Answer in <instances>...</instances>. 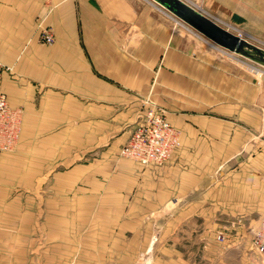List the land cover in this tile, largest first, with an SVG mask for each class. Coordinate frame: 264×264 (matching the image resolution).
<instances>
[{"label": "crops", "instance_id": "0c3cea01", "mask_svg": "<svg viewBox=\"0 0 264 264\" xmlns=\"http://www.w3.org/2000/svg\"><path fill=\"white\" fill-rule=\"evenodd\" d=\"M182 2L264 41V0ZM43 19L52 45L39 39ZM180 22L157 0H0V61L13 68L2 87L25 111L17 149L0 154V264H263L252 246L264 214L254 86L245 94L226 78L219 95L198 89L197 66H176L172 85L187 76L189 88L167 107L181 146L163 165L120 155L145 103L163 101L167 74L154 89L155 66L115 56L173 53ZM85 231L107 251L72 253Z\"/></svg>", "mask_w": 264, "mask_h": 264}, {"label": "rangeland", "instance_id": "374dc122", "mask_svg": "<svg viewBox=\"0 0 264 264\" xmlns=\"http://www.w3.org/2000/svg\"><path fill=\"white\" fill-rule=\"evenodd\" d=\"M191 8H193L196 12L202 15H205L206 17H210L206 14L204 8L192 7V6ZM210 19L215 22V19L213 18H210ZM216 23L220 25L221 27L230 30L229 32L235 35H241L242 38H244L250 44L260 48L264 52V41H261V40H258V39H255L249 36H245L244 34H241L239 31L231 29L229 25L225 24V22L223 21L221 22V21L216 20ZM41 24L45 26H50L53 29L54 40L52 43H44L41 40V33H40ZM38 26H39V39L41 43L46 44V45L54 44V42L56 41L54 28L51 25L45 23L44 19L38 24ZM177 27H179L180 29L179 30L180 44L177 48L176 46L174 49L170 48V51H174L173 53H168L163 56H157V57L152 56V55L136 56V55H131V54L115 56L118 61V66H121V63L125 64L126 62H127V65L133 64V66H138V64H140L141 66H155L152 72L153 80H154L153 84H155L154 89H156L157 81L159 82V79H161L160 77L162 73L165 72L167 74L166 77H163L162 81L160 82L161 84H163V87H164L163 92H162V97H161V99L164 102L163 101L156 102V103L151 102V101L146 102L145 103L146 109L144 113L140 116L139 120L137 121L135 129L137 127L138 122L145 115V113L147 112L150 106H156L164 110L166 112V116L169 122L172 124V122L169 119V114L171 110L167 108L168 106H170V108L173 107V99H172L173 96L172 95L174 94L187 95L188 92H186V90L189 89L187 76L183 78L184 80L182 82L185 83V85H181V88L172 85L173 78L175 77L174 75L177 73L175 68L176 66H197L198 77L197 79L196 77L193 78V82L197 84L198 89L213 90L214 92L216 90L218 91L217 93L219 95L224 96L226 92L222 91L219 86H221L222 81L227 80L226 78H228L229 80H233V79L238 80L239 83H237V87L235 86L232 88H235V89L238 88L239 92L244 91L245 94H248L249 93L248 86H251V87L254 86L256 92L259 90V96H260L259 107H260V112H261L260 126H261V133L262 135H264V63L256 59H253L249 56L239 54L236 52H232L226 48H223L215 44L214 42H212L211 40H209L208 38L200 34L198 31H196L194 28H192L191 26H189L187 23L183 22L182 20L180 24H177ZM155 58H157V61ZM140 59L144 61L140 62ZM0 63L3 64L4 66H8L2 63L1 61ZM145 63L148 65H145ZM9 67L13 70L11 66ZM5 73H8V72H5ZM210 73H212L213 76L208 77L210 79L207 83L203 82L201 80V78H204L203 75H209ZM211 80H212V83H211ZM2 81H3V75H2V80H1V88L3 90ZM231 84L232 83L230 82V85ZM206 85H207V88H206ZM233 85H236V84H232L231 86ZM223 87H229V83L227 81H224ZM20 109L23 111V118H22V124H23L25 111L22 107H20ZM21 133H22V126H21ZM21 133H20V139H21ZM263 138L264 136H262V139ZM181 143H182V139H181ZM17 147L11 152H4V153H12L17 149ZM0 154H3V153H0ZM120 155H121V152H120ZM123 158L131 160L126 157H123ZM37 235L39 239H42L43 241L47 243L49 242L51 238V234H49L47 231L43 229L41 231H38ZM93 238L94 237L92 236V231H85L84 240H82L84 241L83 246L82 245H80L79 247L72 246L73 248L72 253H80V251H83V250H84V253L86 254L97 253L98 251L100 253L101 252L103 253L107 251V249L103 247L102 248L93 247V244L95 243ZM55 241L61 244L62 248L67 247L66 244H69L70 246L76 243V239L72 240L66 237H62V238L59 237V239H55Z\"/></svg>", "mask_w": 264, "mask_h": 264}, {"label": "built area", "instance_id": "2783aa9c", "mask_svg": "<svg viewBox=\"0 0 264 264\" xmlns=\"http://www.w3.org/2000/svg\"><path fill=\"white\" fill-rule=\"evenodd\" d=\"M40 33L44 43L53 42L54 33L50 26L41 24ZM11 71L9 66L0 63V153L11 152L17 147L22 126L23 111L11 106L1 88L3 73ZM180 146L181 132L169 122L164 110L150 106L138 122L129 142L122 148L121 155L146 166L163 165ZM217 240L224 242L225 234L220 232ZM252 246L264 264V214L253 233Z\"/></svg>", "mask_w": 264, "mask_h": 264}, {"label": "water", "instance_id": "95a60500", "mask_svg": "<svg viewBox=\"0 0 264 264\" xmlns=\"http://www.w3.org/2000/svg\"><path fill=\"white\" fill-rule=\"evenodd\" d=\"M157 1L215 44L264 63V52L260 48L229 32L205 15L196 12L182 0Z\"/></svg>", "mask_w": 264, "mask_h": 264}, {"label": "bare ground", "instance_id": "6f19581e", "mask_svg": "<svg viewBox=\"0 0 264 264\" xmlns=\"http://www.w3.org/2000/svg\"><path fill=\"white\" fill-rule=\"evenodd\" d=\"M226 30H228V29H226ZM228 31H230V30H228ZM239 36V35H238ZM240 37V36H239ZM241 38V37H240ZM244 39V38H243ZM245 40V39H244Z\"/></svg>", "mask_w": 264, "mask_h": 264}]
</instances>
